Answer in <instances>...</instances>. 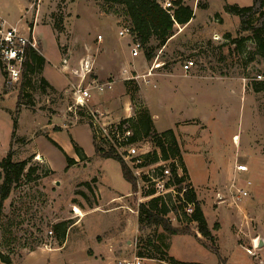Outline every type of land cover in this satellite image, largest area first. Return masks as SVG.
<instances>
[{
  "label": "rangeland",
  "instance_id": "1",
  "mask_svg": "<svg viewBox=\"0 0 264 264\" xmlns=\"http://www.w3.org/2000/svg\"><path fill=\"white\" fill-rule=\"evenodd\" d=\"M186 3L196 10L195 21L189 27L176 25L173 39L167 47L152 50L151 59L144 51L134 59L131 36L122 44L127 56L107 50L109 40L124 39L119 29L128 25L120 4L105 0H0V16L8 22L19 20L32 29L38 25L49 75L78 82L80 77L74 72L80 73L83 61L89 60L93 68L90 80H116L112 89L95 93L89 107L75 112L70 82L60 90H45L43 70L23 73L19 81L9 82L0 66V165L11 153L15 161L30 160L28 167L35 168L31 178H22L7 200L2 204L0 200V254L10 261L6 263L0 256V264H100L102 260L92 262L83 253L123 227L129 229L122 244L131 238L134 254L157 255L169 244L168 253L181 261L264 264V244L260 245L264 243V90L255 89L264 84V58L252 41H246L240 52L225 39L229 32L233 38L250 35L241 30L240 18L229 13L227 6L248 7L254 0ZM257 18L252 20L256 23ZM40 51L43 53V48ZM189 59L195 65L186 73L183 65ZM99 60L112 68L102 77L96 72ZM124 67L139 79L127 80ZM97 101L101 106L95 105ZM97 109L109 123L129 118L137 121L140 112H149L154 116L155 131L174 130L179 156L195 187L211 238L198 232L197 223L189 219L192 211L188 206L180 216L172 211L168 217L175 226H190L192 234L168 235L162 227L141 228L139 205L151 199L143 196L144 177L157 175L160 165L143 170L139 179L142 188L134 192L120 162L94 150L96 139L87 111ZM128 114L131 117H126ZM73 125L77 127L63 130ZM51 138L77 161L74 165L68 166L66 155ZM75 144L86 159H81ZM136 146L143 154L158 150L154 139L144 134ZM239 164L250 170L238 173ZM249 180L253 182L248 187L250 196L236 203L232 195ZM126 257L133 256L119 253L111 264H125Z\"/></svg>",
  "mask_w": 264,
  "mask_h": 264
},
{
  "label": "trees",
  "instance_id": "2",
  "mask_svg": "<svg viewBox=\"0 0 264 264\" xmlns=\"http://www.w3.org/2000/svg\"><path fill=\"white\" fill-rule=\"evenodd\" d=\"M113 4H120L124 9L125 16L128 20V25L131 28L132 38L139 40L143 45V51L147 59L153 57L155 48H162L166 46L169 40L175 35V26L186 25L195 17V9L186 3V0H174L175 10L170 14L161 4V0H105ZM200 1H198L199 3ZM229 13L236 15L240 18L241 30L247 31L250 35H240L233 38L232 33L226 34V41L235 45L238 51L243 52L246 41L254 42L259 54L264 58V0H254L252 6L241 7L238 5H228L226 9ZM258 15L256 23L252 20ZM46 64L45 57L37 50L30 49L28 51V59L25 63L24 73L26 75L41 72ZM42 87L46 90L47 87H53L47 79L43 76L41 78ZM256 91L264 90V84L255 87ZM137 121L134 118H129L121 121L122 125H127L134 131L132 138L133 142H139L140 137L144 134L151 137L155 141L156 150L149 154H143L140 167H149L152 165L165 162V165L170 169V177L167 186L175 185L177 191L180 193L184 185H188V190L184 193V198L179 195L174 196L171 193L166 195H157L158 191L152 184L143 192V196H148L151 199L148 202L140 203L139 205V223L141 228L144 227H162L168 235L178 234H192L193 230L190 226H175L172 224L168 215L174 211L178 216L184 212V208L188 204H192L193 212L189 219L195 221L198 226V232L207 238L212 237L211 229L208 226L201 204L197 199L195 187L192 184L188 170L180 155V145L176 138L174 130H167L158 133L155 131L154 121L149 112H140ZM130 121L136 122L130 125ZM128 123V124H127ZM16 125V123H15ZM52 142L59 147L66 155L68 166L74 165L77 161L70 157L67 152L56 141L51 139ZM77 152L81 154V159H86V154L77 144L74 145ZM96 152L103 154L106 158H114L118 160L122 167L123 176L126 180L132 183L134 192L139 191L138 178L133 173L130 166L125 160L119 156L115 150H105L95 140ZM30 160L15 161L11 153L1 162L0 170V200L1 204L7 200L13 189H15L21 182L22 178L28 176L31 178L32 172L35 168L28 167ZM159 173L163 175L165 166L158 167ZM180 170L182 175L180 176ZM155 175V174H154ZM155 175V176H157ZM145 181L149 178L145 175ZM90 187V184L87 183ZM185 213V212H184ZM58 228V227H57ZM197 235V234H196ZM150 243L154 240L150 239ZM165 249L157 255L146 256L143 252H137L138 255L144 258L157 259L169 264H203L181 261L170 255L167 251L169 244L164 245ZM216 253L219 255V249L215 248ZM2 260L10 263L9 260L0 254Z\"/></svg>",
  "mask_w": 264,
  "mask_h": 264
},
{
  "label": "built area",
  "instance_id": "3",
  "mask_svg": "<svg viewBox=\"0 0 264 264\" xmlns=\"http://www.w3.org/2000/svg\"><path fill=\"white\" fill-rule=\"evenodd\" d=\"M37 3L41 0H36ZM161 4L170 14L174 13L176 8L174 0H161ZM121 37L131 36V28L129 25H124L119 31ZM102 39V36H99ZM216 40L220 39L219 35L215 36ZM30 49L40 51V42L35 34V29L27 28L22 29L18 26L11 25L5 18L0 16V66L4 72L5 79L9 82L19 81L24 73L25 63L28 59V51ZM143 52V45L139 40L133 39L131 54L134 58L139 57ZM42 54V53H41ZM67 63V59H65ZM195 61L189 59L183 65L185 72H189L194 68ZM159 67V64H156ZM92 62L89 60H84L81 71H75L74 74L79 75L80 80L77 84L73 85V92L75 95L76 110L89 107V104L93 98L95 92L104 93L112 89L115 85L114 80L107 81H97L90 80V74L92 72ZM127 80H137L139 75L134 74L131 70L125 68L123 70ZM261 78V76H259ZM90 119L91 128L94 137L98 144L101 142L104 146H109V148L115 150V152L121 156L125 162L130 166L135 176L138 178V184L140 175L146 167H140L142 162L143 153L138 152L137 143L133 142L132 138L134 136V131L127 125H122L121 122L109 123L106 122L104 114L98 111H87ZM145 154V153H144ZM165 166L163 175H150L147 174L149 180L144 183L146 188H149L154 184L157 189V195H166L168 193L174 196L179 195L184 198V193L188 190L189 186L184 185L182 191L179 193L175 185H166L170 177V169H166L165 162L161 164ZM237 170L240 172L248 171L249 167L246 164H239ZM179 175H182V170H180ZM252 181H247V185L244 187H237L236 194L232 195L235 202L242 201L244 198L250 196V190L248 187L252 186ZM233 187H236L234 184ZM139 188H142L139 184ZM221 194L218 193V198H221ZM188 211L193 212L192 204H188ZM52 232V231H51ZM256 246H253V249ZM247 249V251L252 255H257L255 250ZM146 258L134 254L131 259L125 260V264H145Z\"/></svg>",
  "mask_w": 264,
  "mask_h": 264
},
{
  "label": "crops",
  "instance_id": "4",
  "mask_svg": "<svg viewBox=\"0 0 264 264\" xmlns=\"http://www.w3.org/2000/svg\"><path fill=\"white\" fill-rule=\"evenodd\" d=\"M200 1V0H198ZM196 19V10H195V17L186 25H183L184 27H189ZM10 23V22H9ZM11 25L13 26H18V27H21L22 29H27V27L25 26V24H23V22L21 21H17L16 23H10ZM179 25V24H177ZM181 26V25H179ZM35 34H36V37L38 38V40L40 41L41 43V46L40 48H43V53L42 55L45 57L46 59V64H45V67L43 69V76L47 79V81L55 88V89H63L65 88V86H67V83H71V85H75L77 84V81L74 80L72 78V81H69V77L68 78H65L64 76L60 75V76H55V75H49L47 72H46V68L48 66V63H49V59H48V55L46 54V51H45V48L43 46V43H42V40L40 38V36L38 35V25H35ZM121 29V28H120ZM119 29V31H120ZM175 36V35H174ZM173 36V37H174ZM126 37H122L124 39H120V40H109L108 43H107V50L110 54H120L122 57L123 56H127V51H125V48L124 46L122 45L123 42H125ZM173 37L170 39L172 40ZM169 40V41H170ZM132 44V43H131ZM168 43L166 44V46L164 47H167ZM132 56V54H131ZM141 56V55H140ZM139 56V57H140ZM133 57V56H132ZM137 57V58H139ZM134 58V57H133ZM136 59V58H134ZM108 63V62H107ZM96 66V69L99 74H100V77L102 73H107L108 71H110L112 68L111 66H106L105 65L103 66V62L101 60H99L97 62V64L95 65ZM126 67L123 68V70L125 69ZM123 70H122V73H123ZM192 71V70H191ZM190 72V71H189ZM189 72H186V73H189ZM61 74V73H60ZM124 75V74H123ZM125 76V75H124ZM105 77V76H104ZM109 79V78H108ZM107 80V79H106ZM131 81V80H130ZM114 82L116 83V80H114ZM69 83V84H70ZM97 94H100L101 92H95ZM94 93V95H95ZM105 93V92H104ZM93 95V96H94ZM92 102V100H91ZM101 102V101H100ZM95 105H100L97 101V104L95 102ZM101 106V105H100ZM97 107V106H96ZM98 108V107H97ZM97 111L99 112H102L101 109H97ZM103 113V112H102ZM126 117H131V114H128ZM153 118V121H154V124H155V120H154V116H152ZM63 127V126H62ZM74 127H77V125H73L72 127H68L67 126H64L63 127V130L65 129H70V128H74ZM62 130V131H63ZM52 131H50L51 133ZM53 133V132H52ZM52 135H55V133H53ZM75 136V135H74ZM53 139L54 141H56L54 138H51ZM60 146H62L58 141H56ZM93 144H95V140L93 139ZM64 148V147H63ZM67 153L68 151L66 149H64ZM94 150H96V148L94 147ZM38 154H40L39 152H37ZM41 155V154H40ZM250 170V169H249ZM248 170V171H249ZM238 171V170H237ZM238 173H241L240 171H238ZM121 197H118V199H120ZM115 199V198H113ZM121 228V227H120ZM128 229L127 227H123L122 229H118V234L117 235H111V237L109 238V240H103V241H99L97 240L96 243L90 247L88 250L85 251V253H83V257L84 258H89L93 261H98V260H102V262H100V264H111V261H112V258H117L118 257V254L121 253V254H128L130 253L131 256H134V249L131 248L130 246V241H131V238H125V245L123 246V238L126 237L127 233H128ZM264 243L262 242V245ZM113 259V260H115ZM130 259V258H129ZM125 260H128V258H124V261ZM146 261H151L153 263H156L158 262L159 264H169L167 262H164V261H159L157 259H147L146 258Z\"/></svg>",
  "mask_w": 264,
  "mask_h": 264
},
{
  "label": "water",
  "instance_id": "5",
  "mask_svg": "<svg viewBox=\"0 0 264 264\" xmlns=\"http://www.w3.org/2000/svg\"><path fill=\"white\" fill-rule=\"evenodd\" d=\"M262 242H263V241L260 242V245H262Z\"/></svg>",
  "mask_w": 264,
  "mask_h": 264
}]
</instances>
